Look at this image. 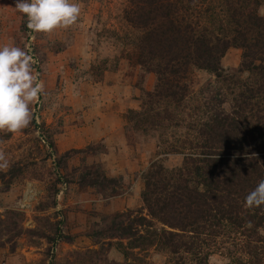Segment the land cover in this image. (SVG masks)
Segmentation results:
<instances>
[{"label": "trees", "instance_id": "1", "mask_svg": "<svg viewBox=\"0 0 264 264\" xmlns=\"http://www.w3.org/2000/svg\"><path fill=\"white\" fill-rule=\"evenodd\" d=\"M261 5L264 0L125 1L121 20L135 35L134 62L155 78L139 109L127 111L125 136L173 131L158 135L157 154L181 156L171 168L160 159L150 163L142 175L141 211L112 214L106 238L116 239L125 261L146 264L138 256L152 248L168 255L165 264H205L230 242L244 254L232 256L231 264H264V205L244 206L264 178ZM230 48L241 51L240 61L226 73L221 59ZM194 70L212 74L221 89L225 84L218 107L205 100L191 105ZM77 183L115 196L120 177L107 178L93 164L83 166Z\"/></svg>", "mask_w": 264, "mask_h": 264}, {"label": "rangeland", "instance_id": "2", "mask_svg": "<svg viewBox=\"0 0 264 264\" xmlns=\"http://www.w3.org/2000/svg\"><path fill=\"white\" fill-rule=\"evenodd\" d=\"M125 1L74 0L82 6L76 24L45 34L27 28L26 16L14 9L16 0H0V45H14L31 55L34 74L44 86L39 102L30 106L29 127L16 134L0 132V151L8 160V167L0 169V254L5 264H138L137 259L125 261L116 239L106 235L112 234L113 213L141 211L142 175L153 160L168 168L181 163L180 155L157 154L158 135L169 137L173 131L156 128L148 135L131 132L127 138L125 109L120 113L123 147L112 151L92 141L84 152L64 156L54 138L76 124V115L82 118L88 102L99 97L96 84L106 72L129 66L136 88L137 108L132 110L139 109L142 92L152 90L154 75L135 64V35L121 20ZM240 53L227 50L221 59L226 73L238 67ZM190 83L192 106L204 100L221 104L217 93L225 92V84L221 89L212 74L194 70ZM227 103L221 106L226 109ZM93 164L107 178L120 177L115 196L78 185L83 166ZM102 230L104 235H98ZM231 244L205 264H231L232 256L243 257ZM139 258L146 264H165L168 255L151 248Z\"/></svg>", "mask_w": 264, "mask_h": 264}, {"label": "clouds", "instance_id": "3", "mask_svg": "<svg viewBox=\"0 0 264 264\" xmlns=\"http://www.w3.org/2000/svg\"><path fill=\"white\" fill-rule=\"evenodd\" d=\"M27 18V28L35 33L51 34L68 29L78 21L82 6L74 0H16L15 8ZM264 16V5L258 10ZM33 57L20 47L0 45V132L16 134L33 120L31 105L44 93L43 83L33 71ZM8 167L0 151V169ZM264 205V178L245 197V208Z\"/></svg>", "mask_w": 264, "mask_h": 264}, {"label": "crops", "instance_id": "4", "mask_svg": "<svg viewBox=\"0 0 264 264\" xmlns=\"http://www.w3.org/2000/svg\"><path fill=\"white\" fill-rule=\"evenodd\" d=\"M131 75L129 66L104 74L103 80L96 84L99 97L88 102L82 118L76 115V124L55 135L58 153L83 148L92 141H101L112 151L125 145L120 113L137 108Z\"/></svg>", "mask_w": 264, "mask_h": 264}, {"label": "built area", "instance_id": "5", "mask_svg": "<svg viewBox=\"0 0 264 264\" xmlns=\"http://www.w3.org/2000/svg\"><path fill=\"white\" fill-rule=\"evenodd\" d=\"M0 264H5L4 261L1 259V254H0Z\"/></svg>", "mask_w": 264, "mask_h": 264}]
</instances>
